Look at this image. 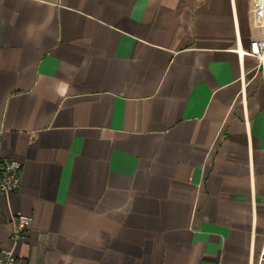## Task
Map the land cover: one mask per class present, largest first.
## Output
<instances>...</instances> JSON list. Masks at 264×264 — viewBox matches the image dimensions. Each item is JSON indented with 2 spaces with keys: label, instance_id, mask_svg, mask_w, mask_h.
Here are the masks:
<instances>
[{
  "label": "crops",
  "instance_id": "crops-1",
  "mask_svg": "<svg viewBox=\"0 0 264 264\" xmlns=\"http://www.w3.org/2000/svg\"><path fill=\"white\" fill-rule=\"evenodd\" d=\"M253 0H0V249L22 264H257ZM34 219L16 247L13 214Z\"/></svg>",
  "mask_w": 264,
  "mask_h": 264
},
{
  "label": "built area",
  "instance_id": "built-area-1",
  "mask_svg": "<svg viewBox=\"0 0 264 264\" xmlns=\"http://www.w3.org/2000/svg\"><path fill=\"white\" fill-rule=\"evenodd\" d=\"M253 21L257 29L264 32V0H253ZM239 54L254 57L259 65H264V37L251 43L250 49ZM22 164L9 160L0 162V195L9 197L21 189ZM34 219L23 213L13 214L10 219L12 227L11 242L16 247L23 236L33 227ZM0 264H22L13 250L0 249ZM257 264H264V245Z\"/></svg>",
  "mask_w": 264,
  "mask_h": 264
}]
</instances>
